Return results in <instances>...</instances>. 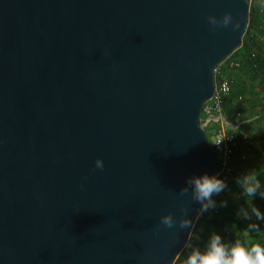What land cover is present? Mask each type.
Here are the masks:
<instances>
[{
    "label": "water",
    "instance_id": "95a60500",
    "mask_svg": "<svg viewBox=\"0 0 264 264\" xmlns=\"http://www.w3.org/2000/svg\"><path fill=\"white\" fill-rule=\"evenodd\" d=\"M250 10L0 0V264L175 263L202 207L187 181L222 168L202 112ZM225 12L238 29L207 22ZM169 212L191 228L154 235Z\"/></svg>",
    "mask_w": 264,
    "mask_h": 264
},
{
    "label": "trees",
    "instance_id": "16d2710c",
    "mask_svg": "<svg viewBox=\"0 0 264 264\" xmlns=\"http://www.w3.org/2000/svg\"><path fill=\"white\" fill-rule=\"evenodd\" d=\"M259 12L260 9L255 5L253 15L250 16L251 23L257 24V27L258 24H264V14L261 12V15L257 17ZM253 43L244 41L242 44L247 51L244 50L240 57L241 66L234 73L236 79L234 91L227 99L225 106L228 104L229 110L230 105L236 103L235 111L239 113L260 107L257 112L264 115V73H261V71L264 72V61L260 63L259 57L253 58L251 56L249 47ZM228 110L227 112L230 114L231 112ZM210 132L207 130L209 136ZM251 175L259 182V188L254 197H248L245 194L244 187L248 179L243 175L238 179L230 178L226 181L225 187L231 191L235 198L227 203L226 194L222 192V196L220 195L214 200V207H210L212 211L222 214V217L220 219L206 216L200 218V226L202 225L203 230L201 236L205 245L210 236L216 233L222 237L225 243L228 239L231 244L239 240L245 247H251L256 243L264 246V219L258 221L253 212V209H256L264 216V165L254 168ZM184 256L183 263L188 255Z\"/></svg>",
    "mask_w": 264,
    "mask_h": 264
},
{
    "label": "clouds",
    "instance_id": "9594fccd",
    "mask_svg": "<svg viewBox=\"0 0 264 264\" xmlns=\"http://www.w3.org/2000/svg\"><path fill=\"white\" fill-rule=\"evenodd\" d=\"M206 19L213 29L216 27L228 28L230 25L232 30L239 28V22H233V17L230 12H225L222 17L219 18L215 15H209ZM219 143H221V141L216 144ZM95 166L96 168L103 169V161L97 158ZM187 184L191 188L193 201L202 205V212L207 211L209 207H214V201L212 200L213 195L221 193L226 186L222 179L218 178L216 175H209L207 173L192 176L188 179ZM258 188L259 182L255 177H250L246 182L244 191L248 197H254ZM180 195H189V188L186 187L181 189ZM187 211L186 207L180 206V212L183 216L187 215ZM253 212L258 219H264V216H262L258 210L253 209ZM160 226L168 229L177 226L180 229H190L191 222L187 219H180L179 222H177L173 213L169 212L160 217V223L154 230V235L159 234ZM184 264H264V246L256 243L251 247H245L239 240L229 245L222 240L219 234L213 233L203 251L201 249L193 250L191 254L185 258Z\"/></svg>",
    "mask_w": 264,
    "mask_h": 264
},
{
    "label": "rangeland",
    "instance_id": "374dc122",
    "mask_svg": "<svg viewBox=\"0 0 264 264\" xmlns=\"http://www.w3.org/2000/svg\"><path fill=\"white\" fill-rule=\"evenodd\" d=\"M255 5L258 9L263 8L264 0H257ZM253 10L254 7L252 9V12H250V16L253 15ZM261 12L262 11L260 10L259 14H257V17L261 15ZM262 13L264 14V12ZM244 39L243 42H254L253 45L249 47L250 54L253 58L259 57L260 63L263 62L264 24H258L257 27V24L254 25L251 23V21H249L248 29ZM244 50H246V47L241 46L238 52L232 54V56H234V58L240 59V57L243 55ZM234 73L235 71L232 73L230 72V75L235 78ZM261 73L264 72L261 71ZM228 107V104L224 107V116L227 118L230 124L234 125L235 127H239V129H241L247 135L248 138V142L243 144L242 147L238 150V152H236L237 154H235V169L233 170L232 174L229 175V177L238 179L240 178V176L242 177L243 175L246 179H249L250 177H252L251 172L254 168L261 167L264 165V115L262 113L260 114L257 112V109H259L260 107L253 110H247L244 113H239L235 111L236 103H233V105L231 104L229 110ZM227 110L233 114H229ZM215 127H217V125H215ZM222 192L226 194L227 203H229V201L231 202V200L235 198V196L231 194V191L227 187H225ZM221 193H219L218 195H213L212 200L214 201L220 195L222 196ZM202 216L220 219L222 217V214L218 213L217 211H212L210 207L207 209V211L200 212L199 216L196 218V221L194 223L190 239L187 245L184 247L183 251L180 253V256L177 258L176 264H184L183 256L190 255L191 252L195 249H201L203 251L205 247V242L201 236V234L203 233L202 225L200 226V218ZM259 220L260 219H258V221ZM226 244H231L228 239H226Z\"/></svg>",
    "mask_w": 264,
    "mask_h": 264
},
{
    "label": "built area",
    "instance_id": "2783aa9c",
    "mask_svg": "<svg viewBox=\"0 0 264 264\" xmlns=\"http://www.w3.org/2000/svg\"><path fill=\"white\" fill-rule=\"evenodd\" d=\"M256 1L250 0V12H252ZM260 10L264 12V7L260 8ZM240 66L241 59L230 55L215 68V93L205 103L202 112L203 126L206 130L211 131V138L209 137V139L222 160V168L216 176L224 182L230 178L229 175L235 169L236 158L234 160V157L237 154L236 152L243 144L248 142L247 135L239 127L230 124L223 114L227 99L234 89L235 78L230 75V72L236 71ZM219 141L221 143L216 144Z\"/></svg>",
    "mask_w": 264,
    "mask_h": 264
}]
</instances>
